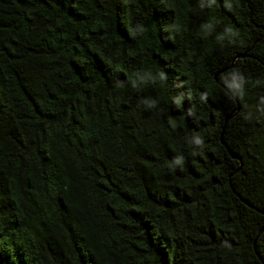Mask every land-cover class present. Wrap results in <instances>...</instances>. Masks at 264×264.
<instances>
[{"label": "trees", "instance_id": "16d2710c", "mask_svg": "<svg viewBox=\"0 0 264 264\" xmlns=\"http://www.w3.org/2000/svg\"><path fill=\"white\" fill-rule=\"evenodd\" d=\"M0 264H264V0H0Z\"/></svg>", "mask_w": 264, "mask_h": 264}, {"label": "clouds", "instance_id": "9594fccd", "mask_svg": "<svg viewBox=\"0 0 264 264\" xmlns=\"http://www.w3.org/2000/svg\"><path fill=\"white\" fill-rule=\"evenodd\" d=\"M237 80H239L240 82L237 83ZM242 82H243V77H234V78H233V86H234L235 88H240ZM197 142L199 143V141H197Z\"/></svg>", "mask_w": 264, "mask_h": 264}, {"label": "water", "instance_id": "95a60500", "mask_svg": "<svg viewBox=\"0 0 264 264\" xmlns=\"http://www.w3.org/2000/svg\"><path fill=\"white\" fill-rule=\"evenodd\" d=\"M236 99V98H235Z\"/></svg>", "mask_w": 264, "mask_h": 264}]
</instances>
